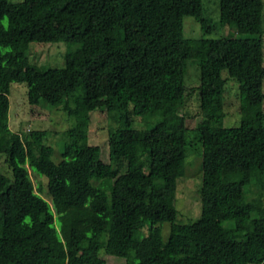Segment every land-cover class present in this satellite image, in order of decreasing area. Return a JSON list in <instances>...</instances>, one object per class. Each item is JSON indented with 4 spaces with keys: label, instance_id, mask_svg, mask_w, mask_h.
Masks as SVG:
<instances>
[{
    "label": "trees",
    "instance_id": "trees-1",
    "mask_svg": "<svg viewBox=\"0 0 264 264\" xmlns=\"http://www.w3.org/2000/svg\"><path fill=\"white\" fill-rule=\"evenodd\" d=\"M189 17L205 35L185 36ZM219 20L228 35H214L205 0H0V264H264V0H220ZM59 42L74 48L64 67L31 64L32 43ZM189 63L215 119L237 87L239 126L188 128ZM13 84L73 118L57 161L48 131L11 129ZM95 112L110 122L108 161L89 144ZM190 156L202 158L201 216L181 223ZM30 171L55 206L90 209V226L57 229Z\"/></svg>",
    "mask_w": 264,
    "mask_h": 264
},
{
    "label": "rangeland",
    "instance_id": "rangeland-1",
    "mask_svg": "<svg viewBox=\"0 0 264 264\" xmlns=\"http://www.w3.org/2000/svg\"><path fill=\"white\" fill-rule=\"evenodd\" d=\"M21 2L23 0H12ZM207 16L215 21L214 35L225 36L230 30L219 20L220 0H205ZM205 35L202 33L195 19L189 17L185 20V36L189 39H196ZM74 49L65 42L52 44L32 43L30 45L29 60L39 71L45 72L49 68H62L65 65L66 53ZM187 85L190 88L189 98L185 115L187 126L190 129L196 127L202 119H209L214 126L235 127L240 125L241 116L238 112L237 87L230 84L226 94L224 105L225 118L215 119L217 110L202 111L198 92L200 72L197 67L188 64ZM194 89V91H193ZM28 87L25 84H13L10 94V126L15 132L28 135L34 130L49 132L47 145L54 148L53 159L57 161L63 149L62 134L74 125V120L63 108L48 110L46 108L32 106L28 103ZM110 122L105 112H95L91 115L89 128V144L100 146L103 151V158L108 161V139ZM34 172V173H33ZM32 180L37 188L42 184L44 193L42 196L50 204L55 216V227L59 229L62 225H75L81 227L90 226L93 213L88 208H66L57 207L51 202L46 194V180L33 171ZM0 173L8 174L7 167L3 160L0 161ZM202 183V158L190 156L187 159V171L179 181L176 192V208L179 211V222L188 223L196 221L201 216L200 186ZM240 226V224H238ZM163 238L167 240L170 233V225L163 224ZM145 232V231H144ZM107 264H125V260L112 256L103 255Z\"/></svg>",
    "mask_w": 264,
    "mask_h": 264
}]
</instances>
